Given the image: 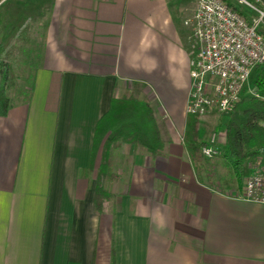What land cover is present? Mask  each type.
<instances>
[{
	"label": "crops",
	"instance_id": "crops-1",
	"mask_svg": "<svg viewBox=\"0 0 264 264\" xmlns=\"http://www.w3.org/2000/svg\"><path fill=\"white\" fill-rule=\"evenodd\" d=\"M20 4L40 6L26 19L39 18L42 43L29 97L9 92L0 116V264H264V204L242 198L264 161L247 160L239 183L221 158L227 176L215 179L185 146L198 0ZM126 96L150 105L165 148L113 149L118 177L99 213L96 129Z\"/></svg>",
	"mask_w": 264,
	"mask_h": 264
},
{
	"label": "trees",
	"instance_id": "trees-1",
	"mask_svg": "<svg viewBox=\"0 0 264 264\" xmlns=\"http://www.w3.org/2000/svg\"><path fill=\"white\" fill-rule=\"evenodd\" d=\"M234 8L238 10L237 7L234 6ZM255 71L254 94L247 99H241L224 123L226 141L222 147L221 156L239 183L243 182L245 162L258 154H264V64ZM16 84L15 65L1 58L0 116H5L15 105L9 92ZM33 85L32 74L28 97ZM199 119V116L189 115L184 136L186 149L196 167L205 163L202 148L208 143L198 137ZM122 143L142 146L153 157L164 151L165 142L161 137L152 108L147 102L130 96L114 98L111 110L98 123L92 163L87 173L96 175L95 205L99 213L104 211L107 201L113 196L108 183L115 181L118 176L111 151ZM99 155L101 158L98 163Z\"/></svg>",
	"mask_w": 264,
	"mask_h": 264
},
{
	"label": "built area",
	"instance_id": "built-area-1",
	"mask_svg": "<svg viewBox=\"0 0 264 264\" xmlns=\"http://www.w3.org/2000/svg\"><path fill=\"white\" fill-rule=\"evenodd\" d=\"M236 1L198 0L196 13L186 21L198 41L190 60V115L230 114L255 69L264 64V0ZM216 144L214 134L202 148L205 158L218 154ZM242 198L264 204V164L244 181Z\"/></svg>",
	"mask_w": 264,
	"mask_h": 264
},
{
	"label": "rangeland",
	"instance_id": "rangeland-1",
	"mask_svg": "<svg viewBox=\"0 0 264 264\" xmlns=\"http://www.w3.org/2000/svg\"><path fill=\"white\" fill-rule=\"evenodd\" d=\"M232 1H235L237 4L236 0ZM20 3H23V0H18L14 3L16 5H13L12 9L7 7L0 11V58L13 63L16 67L17 84L10 91L15 101H22L27 97V92L30 88V76H32L31 72L34 69L33 61L38 57V50H40L42 43L39 18H34L32 21L27 20V15L31 13V10L35 11L40 6L36 4L27 7ZM242 8L244 10L247 9L246 7ZM248 13L252 14L250 11ZM262 32L264 34V27L262 28ZM255 76L256 71L247 83L242 99H247L254 94L253 83ZM228 118L229 114L222 115L216 113L211 118L212 124H208L205 127L202 125V131L199 130V138L202 137V140L205 141L207 139L210 140L214 134L217 135L216 146L218 154L212 158H205V162H208L207 167L213 171L215 179H225L228 172L226 166L221 163V151L226 141L224 123ZM100 158L101 155L98 156V163L100 162ZM253 159L262 162L264 161V154H258L248 160ZM217 166H219L218 169H215ZM223 171L225 172L224 176Z\"/></svg>",
	"mask_w": 264,
	"mask_h": 264
}]
</instances>
